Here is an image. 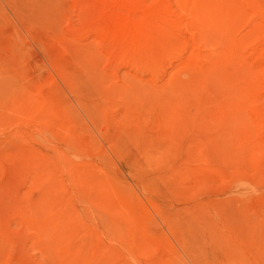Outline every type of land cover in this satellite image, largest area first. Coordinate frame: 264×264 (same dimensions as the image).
<instances>
[{
  "label": "rangeland",
  "instance_id": "rangeland-1",
  "mask_svg": "<svg viewBox=\"0 0 264 264\" xmlns=\"http://www.w3.org/2000/svg\"><path fill=\"white\" fill-rule=\"evenodd\" d=\"M0 264H264V0H0Z\"/></svg>",
  "mask_w": 264,
  "mask_h": 264
}]
</instances>
